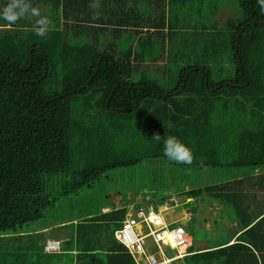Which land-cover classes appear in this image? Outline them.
I'll use <instances>...</instances> for the list:
<instances>
[{
  "label": "trees",
  "instance_id": "1",
  "mask_svg": "<svg viewBox=\"0 0 264 264\" xmlns=\"http://www.w3.org/2000/svg\"><path fill=\"white\" fill-rule=\"evenodd\" d=\"M148 1L117 0L109 17L138 25L140 9L151 13ZM151 1L169 8L167 23L159 17L151 33L150 26H63L0 44V264H134L114 232L136 202L34 224L60 185L76 196L101 174L153 160L258 169L187 192L229 209L239 228L234 243L189 258L264 264V14L256 0ZM69 8L73 0H62L65 20L73 19ZM161 59L173 84L141 69ZM170 135L192 150L190 164L164 155ZM65 229L60 251L46 252L45 233L52 239Z\"/></svg>",
  "mask_w": 264,
  "mask_h": 264
},
{
  "label": "rangeland",
  "instance_id": "2",
  "mask_svg": "<svg viewBox=\"0 0 264 264\" xmlns=\"http://www.w3.org/2000/svg\"><path fill=\"white\" fill-rule=\"evenodd\" d=\"M222 7L224 8L225 6L222 5ZM205 12L206 14L208 13L207 10ZM190 18L192 19L193 16L191 15ZM192 20L193 24L200 27L198 23L202 22L201 19H197L194 16ZM208 22L209 20H207L204 26H207ZM202 35L206 37L205 33H202ZM185 39L187 40L188 37ZM162 56L165 58V50ZM205 61L207 65V60ZM222 65H224L225 69L229 68V64H226L225 61L222 62ZM209 66L213 69V64ZM141 69H151L152 72L159 71L162 73L166 85L173 84L174 82V80L167 79L168 73L164 59L157 60L156 63L149 65L143 64ZM221 71V69H214V73L217 74L222 73ZM258 172V169H235L230 167L221 169L205 168L201 170L198 168L172 167L164 160L143 161L134 167L117 169L113 172L101 174L91 183V187H86L84 191L79 192L76 196L71 193L64 194L65 191L61 190L60 185L58 187L59 195L54 205L48 209L46 218L41 223L34 224V227L38 228L41 224L49 225L52 219L68 222L77 212L96 214L105 207L111 210L112 207L120 204L129 205L143 200L154 203L158 199L159 201L156 206L160 207L165 204L168 207H175L173 208L175 212L187 209L191 211V220L180 223V225H183L185 228V237L187 241H190L191 248L193 250L202 249L220 244L221 239L226 238L229 234L228 230H233L231 227V224L234 223L233 214L229 209L220 207L221 209H218L217 216H214L212 214L214 210L212 208L207 209V200L205 198H195L192 200L187 196V192L199 187L223 183ZM169 199L176 201L175 203H170ZM184 202L185 205H183ZM107 211L106 209L103 210V212ZM128 214L135 215L131 208L128 210ZM224 229L227 231L225 232ZM50 234V232L45 233V240L47 242H54V245L45 248V251H60L62 242L67 239V230L55 233L52 239L49 237ZM155 251L153 250L152 252ZM158 252L160 259H162L164 256H176L178 250L161 247ZM141 258L144 259L143 256ZM139 263L145 264L143 261ZM186 264L193 263L186 259Z\"/></svg>",
  "mask_w": 264,
  "mask_h": 264
},
{
  "label": "crops",
  "instance_id": "3",
  "mask_svg": "<svg viewBox=\"0 0 264 264\" xmlns=\"http://www.w3.org/2000/svg\"><path fill=\"white\" fill-rule=\"evenodd\" d=\"M82 1L84 0H73V9L69 8V12L73 14V19H70V20H65L63 18L62 0H32V3H33V6H37L41 9L42 15H48L50 17V19L53 22L52 28L55 31L56 30L61 31L63 29L62 28L63 26H144L142 32H146V26H150V28L148 29H149V33H151L154 30V28H151V26H159L158 24L159 17H164L165 24L167 23V20H168L169 8H168L167 3H158V2H153L149 0L148 7L150 8L151 13L144 11L142 9H140V12L138 13V16L142 17L145 20L139 21L138 25L131 23V22L129 24L125 23L124 25V23L120 22V19L118 18L111 19L109 17L110 14H109L108 6L110 5V3L111 4L113 2L117 3V0H102L101 4H99V7L95 10H93L90 7V3H88L90 2V0H85L84 1L86 2L85 4L82 3ZM111 9L113 8L111 7ZM98 15H100V20L97 18ZM117 30H120V29H117ZM128 31H134V29H129ZM28 32H33V20L32 19H22V20L17 21L16 24L14 25L8 24L5 21L0 20V44H9L17 35H19L18 33L26 34ZM128 34L133 36L132 33H128ZM138 37L139 35L138 36L136 35L135 39H137ZM165 42L166 40H164V43ZM158 201L159 200L156 199L155 202L152 203V201L143 200L139 203L136 202L130 208L132 211H134V214L137 208L144 207V206H150L154 209V211H162L165 204L163 203L164 205L160 207L156 206L158 204ZM175 201H173V199H169L170 203H173V202L175 203ZM183 205H185V202L183 203ZM206 206L208 210L212 208V210H214L212 214L214 216H217V211L218 209L220 210V207L216 203H212L207 200ZM147 208L149 207H145L144 209H147ZM168 208L169 210L167 212L162 213V216L168 225H173V226L177 224L180 225V223L188 222L191 220V217H190L191 211L189 209L182 210L181 212H175L173 209L175 207H168ZM106 210H109V209L106 208ZM130 216L131 214H127V217H130ZM181 226L183 227V225ZM231 227L233 228V230H228L229 234L226 236L229 244L235 242V238L239 235L238 234L239 228L237 224L232 223ZM226 231L227 230H225V232ZM146 244L148 246L147 255L145 256L144 259H142L141 257H135L136 260L134 258V264H136V262H140V260L141 261L144 260L143 262L145 264H149V262H151L152 259H155V261H157L156 264H186V259L190 260L189 256L195 254V250L191 248V243L189 240L187 241L186 248H182L180 250L181 256H178V252H177L176 256H173V257L164 256L162 259H160L159 252H158L159 250H157L156 247L153 245V242L151 239L147 238ZM219 245H221V243L215 244L213 246H209L206 248H202L201 250L212 249V248L218 247ZM163 248H166V247H163ZM153 250H156L155 251L156 253L152 252Z\"/></svg>",
  "mask_w": 264,
  "mask_h": 264
},
{
  "label": "built area",
  "instance_id": "4",
  "mask_svg": "<svg viewBox=\"0 0 264 264\" xmlns=\"http://www.w3.org/2000/svg\"><path fill=\"white\" fill-rule=\"evenodd\" d=\"M151 211L150 208V211L144 214L140 210L136 217L126 219L122 228L114 232L115 239L124 246L128 255L133 259L141 256L145 258L148 252L147 238L152 240L157 250L161 247H168L178 250V256H181L180 250L186 248L187 245L185 229L180 225L171 227L165 223L162 217L151 213ZM53 243L47 242L45 248L54 245ZM137 263L139 264V262ZM156 263L155 259L149 262V264Z\"/></svg>",
  "mask_w": 264,
  "mask_h": 264
},
{
  "label": "clouds",
  "instance_id": "5",
  "mask_svg": "<svg viewBox=\"0 0 264 264\" xmlns=\"http://www.w3.org/2000/svg\"><path fill=\"white\" fill-rule=\"evenodd\" d=\"M256 3L260 6V12L264 14V0H256ZM90 7L93 10L97 9L99 7V0H90ZM22 19L33 20V32L34 35L38 37H46L48 32L53 27V22L50 17L48 15H42L41 9L37 6H33L32 0H0V20L14 25L17 21ZM153 138L157 142H161L162 140V137L159 134L154 135ZM162 145L163 153L170 161L184 164H190L192 162V150L175 136L170 135L167 138L163 139ZM145 207L149 208L144 209ZM150 208L152 209L151 213H154L162 218V213L169 210L167 206H164L162 211H154L152 207L144 206L137 208L135 210V215H131L130 217H127V219L136 217V214L140 210H142V212L146 214L148 211H150Z\"/></svg>",
  "mask_w": 264,
  "mask_h": 264
},
{
  "label": "water",
  "instance_id": "6",
  "mask_svg": "<svg viewBox=\"0 0 264 264\" xmlns=\"http://www.w3.org/2000/svg\"><path fill=\"white\" fill-rule=\"evenodd\" d=\"M228 243V239L227 238H222L221 239V245H226Z\"/></svg>",
  "mask_w": 264,
  "mask_h": 264
},
{
  "label": "bare ground",
  "instance_id": "7",
  "mask_svg": "<svg viewBox=\"0 0 264 264\" xmlns=\"http://www.w3.org/2000/svg\"><path fill=\"white\" fill-rule=\"evenodd\" d=\"M181 253V252H180Z\"/></svg>",
  "mask_w": 264,
  "mask_h": 264
}]
</instances>
